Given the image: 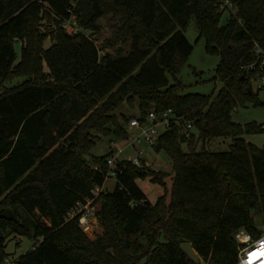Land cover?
Masks as SVG:
<instances>
[{
    "label": "trees",
    "instance_id": "1",
    "mask_svg": "<svg viewBox=\"0 0 264 264\" xmlns=\"http://www.w3.org/2000/svg\"><path fill=\"white\" fill-rule=\"evenodd\" d=\"M222 1L0 0V264L12 256L10 232L36 240L17 264H236V233L257 236L264 223V146L244 138L264 128L232 117L239 103H261L253 86L256 51L264 49V0H231L237 10L223 24ZM108 14L119 17L126 52L104 51L92 37ZM45 16L49 33L37 23ZM192 18L208 50L221 57L215 78L223 86L209 94L186 92L182 80L169 79L193 50L184 32ZM68 20L80 29L68 31ZM48 35L53 44L45 48ZM19 76L25 79L12 84ZM124 104L141 120L169 108L178 118L153 145L172 159L171 199L152 203L137 179L158 181L156 171L144 160H120L114 189L99 198L102 233L90 239L66 215L106 182L115 152H92L101 136L130 137ZM215 137H232L230 149L209 150Z\"/></svg>",
    "mask_w": 264,
    "mask_h": 264
},
{
    "label": "rangeland",
    "instance_id": "2",
    "mask_svg": "<svg viewBox=\"0 0 264 264\" xmlns=\"http://www.w3.org/2000/svg\"><path fill=\"white\" fill-rule=\"evenodd\" d=\"M228 16L229 11H225L221 19L222 24L226 23ZM118 21L119 17H115L113 14L103 16L97 22L99 29L92 34V37L96 39V44L101 49L109 51L114 55L119 51V48H122L123 52H126L130 47V41L126 44H122L121 38L118 36ZM37 23L39 24L38 27L44 33H49L53 30L51 19L48 16L39 19ZM73 27L80 26L77 22L69 24L67 26L68 31H72ZM89 31L92 32L91 30H87V33H89ZM184 32L194 47L181 66L178 74L174 76L169 73L170 82L173 83L175 77H177L185 84L186 92L212 93L223 86V82L215 78L216 68L221 57L216 52H210L208 50L206 37L199 36V26L195 18L191 19ZM52 44L53 38L51 35L46 36L43 47L47 48ZM21 45V41H16L15 47L19 57L21 56ZM42 65L44 70H48V66L44 60ZM24 79V76L16 77L12 84L21 82ZM253 87V89L257 91V85L254 84ZM257 97L259 101H261L259 105L254 104L252 101H246L245 104L239 103L232 112L233 120L242 124L254 121L258 124H262L264 128V89L259 90ZM121 110L128 114L130 119L139 114L137 108L132 107L130 104H124ZM129 123L130 121L126 123V126L130 138L137 137L139 130L135 127H130ZM164 130V127L161 126L160 131L163 132ZM244 138L258 146H264V129L259 132L247 133L244 135ZM129 140L128 137L122 138L113 135H103L94 146L92 152L96 155H104L109 153L112 149L114 152H119L118 149L125 147L124 151L119 153V157L123 158L133 156L136 152L142 151L141 156L145 161V167L156 171L155 175L158 181H155L152 178L153 176L149 175L145 178H138L137 183L141 186L147 198L151 200L152 203H155L161 196H164L165 202L169 203L173 184V162L171 157L165 149L156 150L153 144L146 139H136V147L128 145ZM232 143V137H215L207 145V148L212 151H226L230 149ZM115 144H117V148L114 147ZM183 147L187 150L188 143L184 142ZM115 185L116 179L108 178L106 180V190H113ZM100 207L101 201H99L98 210ZM21 212L24 214L23 210H21ZM255 218L257 222L261 221V217L258 214L255 215ZM102 230L99 220L95 230L86 234L90 239H96L98 235L102 233ZM7 237L9 239L6 249L14 257H19L21 254L31 249L36 242L35 239L17 232H10Z\"/></svg>",
    "mask_w": 264,
    "mask_h": 264
},
{
    "label": "built area",
    "instance_id": "3",
    "mask_svg": "<svg viewBox=\"0 0 264 264\" xmlns=\"http://www.w3.org/2000/svg\"><path fill=\"white\" fill-rule=\"evenodd\" d=\"M220 7L225 11L236 12L237 6L231 0H223L220 3ZM71 24L70 20L65 22L67 27ZM80 27H73L72 32H77ZM258 57L261 58L258 68L259 77L255 80L254 84L258 89H264V49L260 47L256 51ZM251 68H255L256 65L252 64ZM177 120V116L174 114L173 109L169 108L161 113L151 110L144 120L139 117H133L130 119V127H135L139 130L137 137H129L128 145L136 147V139H146L151 144H155L159 135L161 134L160 127L163 126L167 129L171 126L172 120ZM193 125L188 122L185 126L186 137H191V130ZM115 143V142H114ZM114 147H118L117 144ZM125 147H122L119 152H115L112 156L107 158V165L109 170L107 172L106 180L108 178L117 179V162L123 159L131 160L135 165L143 166V158L141 156L142 151H138L133 156L119 157V153L124 151ZM98 168V167H97ZM106 191V182L103 185H95L91 190V195L86 197L85 200H79L68 211L66 220L77 218L80 227L85 233H91L95 230L99 221L98 217V204L100 195ZM260 234L255 236L251 232L238 231L236 238L238 240V257L236 264H264V223H259ZM17 257L8 256L5 258L3 264H17Z\"/></svg>",
    "mask_w": 264,
    "mask_h": 264
},
{
    "label": "water",
    "instance_id": "4",
    "mask_svg": "<svg viewBox=\"0 0 264 264\" xmlns=\"http://www.w3.org/2000/svg\"><path fill=\"white\" fill-rule=\"evenodd\" d=\"M249 89L252 90V86H250ZM182 141H184V138ZM181 246L188 253V255H190L194 260H196V261L199 260L198 253L195 250V248L192 246L191 242H189V241L182 242Z\"/></svg>",
    "mask_w": 264,
    "mask_h": 264
}]
</instances>
